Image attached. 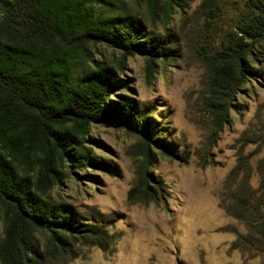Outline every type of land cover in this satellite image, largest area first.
<instances>
[{
	"label": "rangeland",
	"instance_id": "374dc122",
	"mask_svg": "<svg viewBox=\"0 0 264 264\" xmlns=\"http://www.w3.org/2000/svg\"><path fill=\"white\" fill-rule=\"evenodd\" d=\"M116 1L145 25L147 34L164 42L173 58L166 65L158 62L148 79L145 57L124 58L103 44L92 47L128 83L129 91L116 90L107 105L126 98L149 112L151 132L161 131L171 155L151 149L154 180L148 191L131 197L142 161L141 136L126 127L90 126V168L60 163L49 197L68 205L82 223L94 225L96 236L74 244L65 258L45 257L40 264H264V257L247 261L231 250L246 228L221 207L243 134L264 127V36L254 40L240 33L247 0H172L169 14L163 2L151 12L145 2ZM0 35L6 40L1 18ZM22 37L16 31L8 42ZM245 43L252 45V56L248 52L244 62L256 81L235 90L229 120L218 128L211 105L223 84V67L237 53L234 46L242 49ZM244 153L254 169L264 145L245 146ZM252 184L257 186V177ZM36 243L43 253L48 235L37 234Z\"/></svg>",
	"mask_w": 264,
	"mask_h": 264
},
{
	"label": "trees",
	"instance_id": "16d2710c",
	"mask_svg": "<svg viewBox=\"0 0 264 264\" xmlns=\"http://www.w3.org/2000/svg\"><path fill=\"white\" fill-rule=\"evenodd\" d=\"M137 1L145 2L151 12L161 2L165 14L173 8L172 0ZM247 7L240 33L259 39L264 36V0H247ZM0 18L6 35V40L0 35V264H40L45 257L65 258L74 244L96 236L94 225L82 223L68 205L49 197L59 181L60 163L90 168L92 153L86 146L90 126L126 127L141 136L137 148L142 161L131 197L148 191L154 180L149 173L151 149L171 155L159 137L161 131L151 132L149 112L126 98L107 105L116 90L129 91L128 83L92 47L103 44L120 50L124 58L145 57L148 79L158 62L166 65L173 56L116 0H0ZM16 31L23 37L8 42ZM243 46L235 45L237 53L225 62L223 84L211 105L218 128L229 120L235 90L254 79L244 62L248 52L252 56V45ZM241 141L221 207L246 228L231 250L250 261L264 257V156L253 169L244 147L263 146L264 127H251ZM254 177L257 186L252 184ZM37 234L48 235L43 253Z\"/></svg>",
	"mask_w": 264,
	"mask_h": 264
}]
</instances>
